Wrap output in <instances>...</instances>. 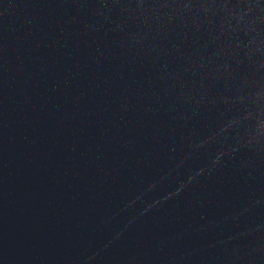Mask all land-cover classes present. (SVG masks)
Listing matches in <instances>:
<instances>
[{
    "label": "water",
    "instance_id": "1",
    "mask_svg": "<svg viewBox=\"0 0 264 264\" xmlns=\"http://www.w3.org/2000/svg\"><path fill=\"white\" fill-rule=\"evenodd\" d=\"M0 264H264V0H0Z\"/></svg>",
    "mask_w": 264,
    "mask_h": 264
}]
</instances>
